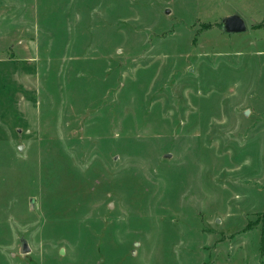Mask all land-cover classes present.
<instances>
[{"label": "rangeland", "instance_id": "1", "mask_svg": "<svg viewBox=\"0 0 264 264\" xmlns=\"http://www.w3.org/2000/svg\"><path fill=\"white\" fill-rule=\"evenodd\" d=\"M263 219L264 0H0V264H264Z\"/></svg>", "mask_w": 264, "mask_h": 264}, {"label": "water", "instance_id": "2", "mask_svg": "<svg viewBox=\"0 0 264 264\" xmlns=\"http://www.w3.org/2000/svg\"><path fill=\"white\" fill-rule=\"evenodd\" d=\"M167 12H169V10H167ZM222 27H224V30L227 33L243 32L247 29L244 19L238 15H229L228 17L224 18L222 21ZM20 248L21 252L23 253L30 252L31 250L26 239H23V243Z\"/></svg>", "mask_w": 264, "mask_h": 264}, {"label": "trees", "instance_id": "3", "mask_svg": "<svg viewBox=\"0 0 264 264\" xmlns=\"http://www.w3.org/2000/svg\"><path fill=\"white\" fill-rule=\"evenodd\" d=\"M259 27H262L261 24L258 25ZM257 27V28H259ZM263 228H262V242L264 243V219H263ZM263 249H264V246H263Z\"/></svg>", "mask_w": 264, "mask_h": 264}]
</instances>
